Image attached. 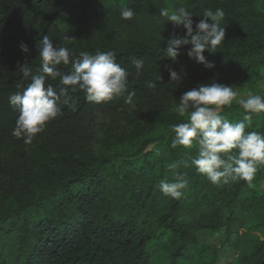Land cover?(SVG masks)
Here are the masks:
<instances>
[{
	"label": "trees",
	"instance_id": "16d2710c",
	"mask_svg": "<svg viewBox=\"0 0 264 264\" xmlns=\"http://www.w3.org/2000/svg\"><path fill=\"white\" fill-rule=\"evenodd\" d=\"M184 1L188 7L176 2L175 8L192 11L194 22L206 9L225 12L222 45L204 52L213 68L188 57L191 45L182 46L175 61L164 56L167 40L186 30L160 16L163 0H0V264H149L147 243L165 230L177 234L168 264H195L199 254L206 257L202 264H264V192L253 186L264 165L251 184L214 185L190 164L198 148H172L169 131L186 122L173 111L183 92L226 83L229 75L256 78L264 67V10L258 0ZM122 7L134 9L132 19H121ZM44 35L76 55L114 51L129 72L134 106L124 97L96 104L82 91L70 92L75 111L62 105L63 114L29 144L14 137L18 113L8 97L30 83L22 66L32 75L41 71ZM133 58L144 61L139 75ZM58 67L71 70L70 64ZM169 68L181 80L170 81ZM48 83L59 90L58 81ZM260 115V125L246 131L264 133ZM162 125L166 133L151 135ZM182 161L189 167L169 168ZM173 171L188 181L179 200L157 187ZM206 229H223L236 252L232 260L199 244L197 233Z\"/></svg>",
	"mask_w": 264,
	"mask_h": 264
},
{
	"label": "clouds",
	"instance_id": "9594fccd",
	"mask_svg": "<svg viewBox=\"0 0 264 264\" xmlns=\"http://www.w3.org/2000/svg\"><path fill=\"white\" fill-rule=\"evenodd\" d=\"M134 15L131 7L120 9L123 20H130ZM160 16L171 21L174 28L182 26L186 30L183 36L173 35L167 40L164 56L175 61L181 47L191 45L187 50L190 59L205 68L214 67L204 52H216L224 41L225 28L221 22L225 12L222 9H206L197 22L192 19L197 15L183 6L171 12L162 8ZM20 47L23 52L28 51L26 45ZM38 53L41 71L32 75L22 66L23 77H30V83L18 84V90L8 97L9 104L18 113L12 135L23 139L24 143H31L47 122L62 115V105L75 111L77 105L70 92L82 91L86 101L96 104L124 97L126 104L134 106L136 92L128 90L129 72L117 63L114 51L97 50L94 54L81 51L76 55L68 47L54 45L49 35H44L39 41ZM131 63L139 75L144 61L133 58ZM69 64L68 73L58 67ZM168 71L170 81L181 80L175 70L169 68ZM49 80L58 81V91ZM149 87H155V83L150 82ZM234 101L243 109L241 120L232 121L221 115L223 108L230 107ZM173 111L187 119L170 125L169 131L174 133L171 147L189 150L196 146L198 151L190 157V164L198 173L218 186L239 181L251 184L258 166L264 165V133L246 129L252 124L253 114L264 113V95L249 92L246 98H241L231 85L212 81L183 92ZM181 163L189 167L188 161H182L169 168L178 169ZM187 186L188 181L178 171L172 172L171 179L162 178L157 185L165 196L176 200L181 199L182 190Z\"/></svg>",
	"mask_w": 264,
	"mask_h": 264
},
{
	"label": "rangeland",
	"instance_id": "374dc122",
	"mask_svg": "<svg viewBox=\"0 0 264 264\" xmlns=\"http://www.w3.org/2000/svg\"><path fill=\"white\" fill-rule=\"evenodd\" d=\"M164 8H167L170 12L175 9V3L181 2L185 6H189L188 3L184 0H163ZM258 4L261 10H264V0H258ZM224 84H229L232 87L236 88L238 95L241 98H246L249 92L253 94L260 93L264 95V67H261L258 71L256 78H251L249 80H241L234 75L227 76V82ZM254 86V87H253ZM232 106L235 109L227 110L226 107L223 108L222 115L232 121H237L243 119V112L240 106L234 101ZM239 106V107H238ZM237 107V108H236ZM187 118L185 117V120ZM262 117L259 114L258 117L252 120L251 126L248 128H257L261 123ZM166 133L165 125L158 126L156 130L151 134L157 136L159 134ZM128 150L132 148L128 147ZM254 188L256 192H264V177H261L256 183H254ZM197 239L199 244L203 246H215L220 250L223 261L232 260L236 252L229 248L225 242V236L223 229H218L215 231L212 230H202L197 233ZM177 234L165 230L161 231L157 238L151 240L147 243V249L150 254L149 264H168L169 254L172 248L176 245ZM209 250V248H208ZM204 254H199L196 258L195 264H202ZM177 264H189L184 260H179Z\"/></svg>",
	"mask_w": 264,
	"mask_h": 264
}]
</instances>
